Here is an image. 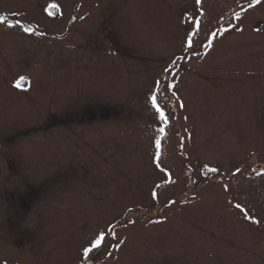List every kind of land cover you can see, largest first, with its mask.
<instances>
[{
  "label": "rangeland",
  "instance_id": "374dc122",
  "mask_svg": "<svg viewBox=\"0 0 264 264\" xmlns=\"http://www.w3.org/2000/svg\"><path fill=\"white\" fill-rule=\"evenodd\" d=\"M249 2L185 58L196 0H0V264H264V228L222 180L264 155V0ZM165 82L195 187L160 207ZM101 232L114 243L84 260Z\"/></svg>",
  "mask_w": 264,
  "mask_h": 264
},
{
  "label": "trees",
  "instance_id": "16d2710c",
  "mask_svg": "<svg viewBox=\"0 0 264 264\" xmlns=\"http://www.w3.org/2000/svg\"><path fill=\"white\" fill-rule=\"evenodd\" d=\"M249 1L200 0L196 6L204 8L203 15L199 20V30L196 29L192 34V46L185 50V58L188 54L200 52L215 30L229 26L230 20L225 17L229 10ZM211 8H222V14L210 13ZM155 95L157 103L167 116V122L164 123L159 138L157 165L167 173L169 180L159 183L154 189L156 202L158 206L163 207L176 199L189 197L195 183L192 182L193 173L189 161L182 153L180 130L175 121L173 102L166 82L161 84ZM202 171L205 179L203 181L212 179L210 170ZM222 178L228 202L234 206L240 204L246 216L254 219L260 228H264V155L258 154L256 161L243 164ZM113 243L111 236L107 233L104 244L99 250H93V252L108 251ZM90 257L94 255L89 254Z\"/></svg>",
  "mask_w": 264,
  "mask_h": 264
},
{
  "label": "snow or ice",
  "instance_id": "6c2138e0",
  "mask_svg": "<svg viewBox=\"0 0 264 264\" xmlns=\"http://www.w3.org/2000/svg\"><path fill=\"white\" fill-rule=\"evenodd\" d=\"M196 2L199 4L200 0H196ZM261 0H250V2L248 3V8H252L257 4H260ZM52 7H56L55 4L52 5ZM245 11L247 9H244ZM236 18L239 19L240 18V13H236ZM3 22V18L0 17V23ZM25 31H31L30 29L25 28ZM199 30V22H197V31ZM217 33H213L212 35L215 36ZM188 46L191 47L192 46V37L191 35L188 38ZM24 81V77H21L20 80L17 82L16 87H20L22 82ZM169 87H172L171 85H169ZM151 99V104L152 107L155 109V111L159 114L160 119L164 122H167V116L164 113V111L162 110V108L159 106V104L157 103V97L156 95H152L150 97ZM161 131H163V129H161ZM157 147H159L160 142L157 141ZM210 171H217V169H210ZM153 195L155 196V193H153ZM237 208L241 209V211H243V208L240 204L236 205ZM250 218V217H248ZM256 222V221H253ZM109 234H114V233H109ZM106 239V235L104 232H101L98 236H96L90 243V247H86L83 250V258L84 260H88L89 259V254L93 252V250H99L101 248V246L104 244V241Z\"/></svg>",
  "mask_w": 264,
  "mask_h": 264
}]
</instances>
